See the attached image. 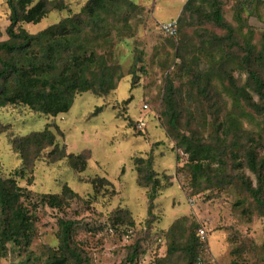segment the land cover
<instances>
[{"label": "rangeland", "instance_id": "rangeland-1", "mask_svg": "<svg viewBox=\"0 0 264 264\" xmlns=\"http://www.w3.org/2000/svg\"><path fill=\"white\" fill-rule=\"evenodd\" d=\"M63 1L67 9L52 10L39 23L22 26L39 32L80 12L88 0ZM134 2L140 9L125 11L129 23L121 18L111 39L99 38L94 46L116 70V88L109 94L79 93L71 109L55 117L23 105L0 107L3 177L23 165L10 134L25 135L47 124L67 152L89 156L86 170L76 173L67 159L51 162L45 151L25 177H17L36 203L32 206L25 198L33 214L34 239L28 249L10 243L1 264H47L60 252V218L76 221L73 240L88 264H130L128 256L136 248L134 264H185L181 247L192 234L202 245L204 263L264 264V207L237 178L242 174L258 184L244 150L253 138L264 157V115L237 99L230 85L233 78L259 101L248 84V71L255 68L264 79V68L256 63V54L249 62L246 58L236 11L241 10L245 21L243 32L253 29L258 52L264 0H221L224 20L234 28V42L223 41L227 30L207 19L209 0H197V13L187 12L181 20L187 0ZM170 21L177 22L175 35L162 30ZM9 23L7 0H0V40L8 38ZM222 54L224 60L219 61ZM168 80L176 89L175 128L165 114ZM98 106L103 109L93 115ZM231 118L238 119L239 128L226 134ZM183 134L200 138L216 153L203 175H193L189 154L178 146ZM135 157L151 158L162 179L151 208L149 187L140 185ZM96 176L111 183L97 190L91 182ZM64 184L78 196L62 208L43 204L41 194H60Z\"/></svg>", "mask_w": 264, "mask_h": 264}, {"label": "trees", "instance_id": "trees-1", "mask_svg": "<svg viewBox=\"0 0 264 264\" xmlns=\"http://www.w3.org/2000/svg\"><path fill=\"white\" fill-rule=\"evenodd\" d=\"M196 1L187 0L179 20L187 12L190 16L197 13L194 10ZM209 4L211 11L207 14V19L227 30V34L222 37L224 39H216L234 42V28L224 20L221 0H209ZM7 5L10 21L6 27L8 38L0 40V107L23 105L46 117H55L68 112L79 93L92 91L103 96L116 88V70L108 63V57L100 54L94 46L99 38L110 40L111 32L122 20L125 24L129 23L130 16L125 11L140 9L134 0H88L80 12L36 33L29 32L22 24L39 23L50 11L67 9L63 0H7ZM236 20L248 62L256 54V63L264 68V32L261 49L256 52L254 31L248 27L243 32L245 21L240 9L236 11ZM205 42L210 43L209 40ZM217 59L223 61V54ZM248 84L258 95V102L246 87L238 86L232 78L230 85L233 95L237 99L241 98L257 114L264 115V79L257 69L249 68ZM164 102L169 125L175 128L178 110L172 80H168ZM102 109L103 106H98L92 114H97ZM231 119L226 134L239 128L238 119ZM51 127L47 124L44 129L25 135L10 134L12 149L19 154L23 165L15 169L11 176L3 177L0 174V259L6 256L10 243L28 249L34 239L33 214L25 203V198L30 200L29 191L19 185L17 177H25L45 151L51 162L67 159L76 173L85 171L88 166L89 156L67 152L66 145L60 144L57 132ZM57 130L61 132L59 127ZM178 146L189 154L190 168L195 177L203 175L209 162L215 159L216 153L212 147L198 137L183 134ZM244 154L247 167L256 174L258 184L254 185L251 179L242 174L237 175V178L256 204L263 208L264 157L260 156L257 141L251 138ZM134 161L140 185L149 187L151 208L163 187L162 179L153 169L151 158L135 157ZM237 165L240 166L241 163ZM91 182L97 190L111 183L106 177L100 176L94 177ZM76 196L78 194L68 184H64L60 194L46 193L41 194L40 198L43 204L62 208ZM30 204L33 206L36 203L30 200ZM124 216L129 217L130 212L125 211ZM58 223L60 252L54 253L47 264H88L73 240L76 221L60 218ZM201 247L198 237L192 234L181 247L188 260L185 264H209L204 263L201 258ZM138 257L139 251L136 248L128 256L130 264H134Z\"/></svg>", "mask_w": 264, "mask_h": 264}, {"label": "built area", "instance_id": "built-area-1", "mask_svg": "<svg viewBox=\"0 0 264 264\" xmlns=\"http://www.w3.org/2000/svg\"><path fill=\"white\" fill-rule=\"evenodd\" d=\"M161 27H162V30L169 35H175V33L177 32V22L176 21H170L167 23H163ZM145 107H147V105H145ZM204 234H205L204 230L200 229V235L203 236Z\"/></svg>", "mask_w": 264, "mask_h": 264}]
</instances>
